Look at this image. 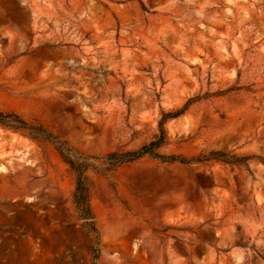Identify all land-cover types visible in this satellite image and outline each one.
<instances>
[{
  "label": "rangeland",
  "instance_id": "rangeland-1",
  "mask_svg": "<svg viewBox=\"0 0 264 264\" xmlns=\"http://www.w3.org/2000/svg\"><path fill=\"white\" fill-rule=\"evenodd\" d=\"M0 109L98 156L181 111L159 153L254 157L89 172L98 263L264 264V0H0ZM74 185L0 126V264H90Z\"/></svg>",
  "mask_w": 264,
  "mask_h": 264
},
{
  "label": "trees",
  "instance_id": "trees-1",
  "mask_svg": "<svg viewBox=\"0 0 264 264\" xmlns=\"http://www.w3.org/2000/svg\"><path fill=\"white\" fill-rule=\"evenodd\" d=\"M189 104V101L186 105ZM185 105V106H186ZM184 106V107H185ZM181 111H178L180 113ZM178 113H163L157 123V133L148 142L143 143L136 149L114 150L104 155H88L79 152L70 146L65 140L58 138L39 124L26 121L14 111L0 109V126L15 132L22 133L27 137L41 142L50 143L62 160L68 165L74 176V190L72 192V203L81 221V226L90 237L89 262L99 264L100 247L98 231L95 223V216L91 208V195L93 184L89 177V172H97L108 175L116 167L136 161L142 157H150L161 162L178 161L188 163L191 160L206 161L210 159L221 160L226 163L247 162L254 156H238L220 150H211L207 154H200L196 157L187 159L179 155H165L157 150L169 142V135L165 127L167 119ZM264 163V159H260Z\"/></svg>",
  "mask_w": 264,
  "mask_h": 264
}]
</instances>
